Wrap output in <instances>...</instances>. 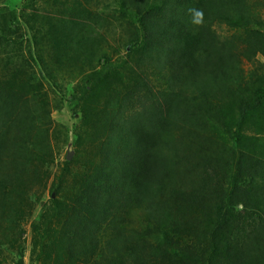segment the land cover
I'll return each instance as SVG.
<instances>
[{
    "label": "rangeland",
    "instance_id": "obj_1",
    "mask_svg": "<svg viewBox=\"0 0 264 264\" xmlns=\"http://www.w3.org/2000/svg\"><path fill=\"white\" fill-rule=\"evenodd\" d=\"M254 1L255 16L264 20L263 0ZM212 29L238 47L235 71L242 79L236 93L249 97L248 76L264 72V56H245L251 31L221 23ZM137 30L118 0L0 2V136L6 141L0 155V264L100 263L99 254L69 258L67 247L86 235L82 222L100 219L87 206L94 193L127 185L115 165L125 150L109 149L105 141L126 121L142 123L150 102L167 110L168 145L157 173L163 179L150 181L125 211L126 232L134 242L163 245L147 219L157 204L167 203L173 209L164 224L194 222L188 237L179 238L180 247L195 251L197 262L190 264H264V212L221 201L241 193L251 201L250 189L264 188V101L243 116L231 110L233 119H242L238 145L259 162L251 181L236 167L245 157L233 153L235 137L208 121L195 131L199 122L169 92L173 71L158 64ZM150 251L147 264H188Z\"/></svg>",
    "mask_w": 264,
    "mask_h": 264
},
{
    "label": "trees",
    "instance_id": "obj_2",
    "mask_svg": "<svg viewBox=\"0 0 264 264\" xmlns=\"http://www.w3.org/2000/svg\"><path fill=\"white\" fill-rule=\"evenodd\" d=\"M255 2L257 1L118 0L121 13L134 16L139 30L137 32L143 36V45L151 54L157 53L159 65L173 71L169 92L180 98L179 103L195 121L199 122L194 128L195 131L202 132L204 122L208 121L217 125L228 137H235L237 141L235 148L238 149L233 153H237L239 158L245 157L242 165L237 164L236 167L251 181L254 180L251 178L254 174L260 173L258 165H255L259 162L254 163L253 158H249L248 149L238 145L241 140L239 132L242 119H233L231 110L234 108V111L243 116L262 104L264 72L262 70L261 75L257 77L256 74H252L255 73L254 70L248 76V84H245L249 97L237 94L236 87L241 84L242 79L235 71L238 47L235 43L218 38L212 28L215 23H221L233 29H248L251 33L250 42H245L247 44L244 49L245 56L252 58L257 54L264 56V20L255 16L253 11ZM261 3L264 9V0ZM190 9L202 13L198 23L194 22ZM136 42L140 40H136L134 44ZM101 61L106 62L104 59ZM142 73L143 71H140V74ZM255 76V81L251 83L250 79ZM254 84L256 85L253 86ZM149 94L145 87L143 96L146 101ZM144 110L142 123L135 119L126 121L106 139L107 148L123 146L125 150V156L120 160L116 159L115 165L118 168L119 179H123L127 185H121L122 188H119V185L117 187L109 185L105 190L102 188V194L94 193L91 205L87 206L93 208V213L97 212L100 219L91 221L92 223L88 220L82 222V229L86 235L67 247L69 258L74 257L73 259L83 261L99 254V264H147L149 252L146 250L149 248L150 252H157L160 255L171 253L184 259L188 264L197 262L193 257L195 251L190 245L179 246L181 236L188 237L190 227H195L194 222L164 224L162 220L165 213L173 209L167 203L157 204L158 208L149 211L150 218L147 219V222L159 232L163 245L155 247L152 242L140 238L134 242L124 229L122 217L125 211L134 208L133 201H140L137 196L144 194L150 186V181L153 183L163 179L158 178L157 173L161 170L159 158L168 145L167 137L164 136L167 110L164 111L157 102H150ZM231 125L234 127L232 132ZM191 136V143L197 146L199 144L197 136L194 134ZM1 137L0 155L6 148V141ZM250 191H254L251 201L246 199L244 193L237 195L234 200L230 199L232 198L230 194L231 197L221 201L229 205L243 204L245 208L252 210L258 207L264 212L262 208L264 188L259 190L251 188ZM165 208L168 210L165 211ZM158 218L160 221H157ZM33 230L38 229L33 227ZM170 230L173 234L167 233ZM164 245L167 248L161 249Z\"/></svg>",
    "mask_w": 264,
    "mask_h": 264
},
{
    "label": "clouds",
    "instance_id": "obj_3",
    "mask_svg": "<svg viewBox=\"0 0 264 264\" xmlns=\"http://www.w3.org/2000/svg\"><path fill=\"white\" fill-rule=\"evenodd\" d=\"M190 12L194 16V22L198 23L200 21V18L202 16V13L197 11L196 9H190Z\"/></svg>",
    "mask_w": 264,
    "mask_h": 264
}]
</instances>
